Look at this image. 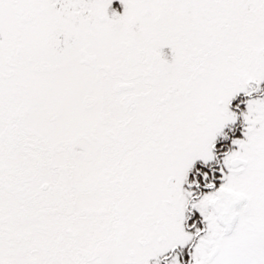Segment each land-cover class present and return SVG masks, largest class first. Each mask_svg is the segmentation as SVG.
Instances as JSON below:
<instances>
[{"label": "snow or ice", "instance_id": "1", "mask_svg": "<svg viewBox=\"0 0 264 264\" xmlns=\"http://www.w3.org/2000/svg\"><path fill=\"white\" fill-rule=\"evenodd\" d=\"M0 264H264V0H0Z\"/></svg>", "mask_w": 264, "mask_h": 264}]
</instances>
